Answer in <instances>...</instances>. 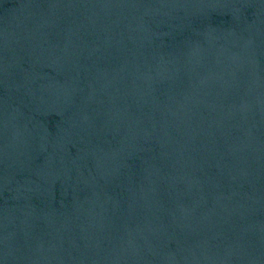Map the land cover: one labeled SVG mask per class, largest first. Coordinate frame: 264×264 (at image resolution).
Listing matches in <instances>:
<instances>
[{"label": "water", "instance_id": "95a60500", "mask_svg": "<svg viewBox=\"0 0 264 264\" xmlns=\"http://www.w3.org/2000/svg\"><path fill=\"white\" fill-rule=\"evenodd\" d=\"M0 264H264V0H0Z\"/></svg>", "mask_w": 264, "mask_h": 264}]
</instances>
